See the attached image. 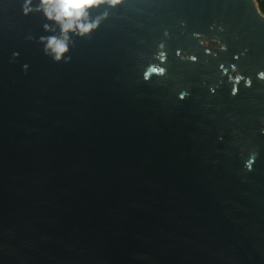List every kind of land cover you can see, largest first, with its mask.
<instances>
[{"label": "water", "instance_id": "obj_1", "mask_svg": "<svg viewBox=\"0 0 264 264\" xmlns=\"http://www.w3.org/2000/svg\"><path fill=\"white\" fill-rule=\"evenodd\" d=\"M23 2L0 0V264H264L254 0L101 7L93 18H108L71 37L67 64L44 53L41 37L59 30H45L39 0L28 16ZM205 38L227 51L206 55ZM162 40L170 79L145 82L140 66ZM234 67L253 78L235 97Z\"/></svg>", "mask_w": 264, "mask_h": 264}, {"label": "clouds", "instance_id": "obj_2", "mask_svg": "<svg viewBox=\"0 0 264 264\" xmlns=\"http://www.w3.org/2000/svg\"><path fill=\"white\" fill-rule=\"evenodd\" d=\"M126 3V0H39L36 11L42 13L46 21L49 22L45 26L46 31H50L53 26L58 28L59 35L52 34L47 37H41V42L44 44V53L49 56L55 63H70L71 57L68 55L70 52V45L72 43L71 37L76 36L85 38L91 36L95 31L99 30L101 23L108 18V14L104 13L103 16L93 18L92 13L98 11L101 7L116 9ZM254 6L257 7V14L260 15L264 12V0H254ZM31 0H24L22 4V13L24 16L32 14ZM264 19V15H261ZM220 31H223L221 28ZM199 35L194 34V37ZM164 40L170 39L168 31L163 33ZM204 46L205 54L210 55L214 59L217 57V52H226L227 46L219 41L202 39L199 41ZM167 45L163 40L157 44L155 51L152 53L151 59L146 64H141L140 71L142 78L145 82H151L153 76L159 80L170 79L167 64ZM176 57L184 63H197L198 59L195 55H189L181 50H177ZM243 55V54H242ZM18 54H13V59H17ZM224 66L221 65V68ZM27 65L24 71L27 72ZM232 85L231 95L235 97L238 94V85L244 84L246 88H252L253 78L250 76L242 75L239 70L233 68L232 74L228 77ZM255 80L264 83V70L257 71ZM212 86L209 91L215 94V88ZM178 99L184 100L189 95L187 88H180L178 90ZM259 133L264 135V121H261ZM259 153L249 151L248 157L243 161L245 168L249 171L255 164Z\"/></svg>", "mask_w": 264, "mask_h": 264}, {"label": "trees", "instance_id": "obj_3", "mask_svg": "<svg viewBox=\"0 0 264 264\" xmlns=\"http://www.w3.org/2000/svg\"><path fill=\"white\" fill-rule=\"evenodd\" d=\"M264 13V12H263Z\"/></svg>", "mask_w": 264, "mask_h": 264}]
</instances>
